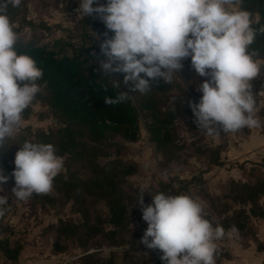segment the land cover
I'll return each instance as SVG.
<instances>
[{
	"label": "rangeland",
	"instance_id": "374dc122",
	"mask_svg": "<svg viewBox=\"0 0 264 264\" xmlns=\"http://www.w3.org/2000/svg\"><path fill=\"white\" fill-rule=\"evenodd\" d=\"M78 5L79 0H21L19 6L9 5L16 42L63 39L82 46L85 21L94 17H80ZM182 64L164 92L151 87L135 92L131 81L125 83L112 73L140 113L136 143L112 134L95 138L86 127L69 125L40 86L29 105L30 114L22 115L20 125L0 146V170L9 177L0 185V195L8 198L4 219L10 227L1 238L22 246L17 262L0 251V264H165L159 249L140 242L147 223L137 197L144 194L148 204L150 194L157 192L197 198L206 218L223 226L226 234L217 241L216 264H264V218L249 219L255 233L234 236L228 231L237 212H249L250 200L256 208H264V197L258 200L252 194L253 188L263 192L264 182V62L251 82L261 126L224 132L217 125L218 135L199 129L189 107V101H199L198 85L207 77L195 73L190 57ZM144 99L155 102L156 113L175 116V143L164 150L151 140L152 118L139 109ZM66 126L76 134L77 145L64 153L61 139L49 142L41 134ZM25 140L53 144L63 168L48 193H34L22 201L15 200L11 191L15 183L11 173L14 154ZM120 161L133 163L134 172L122 175ZM78 226L84 228L77 230Z\"/></svg>",
	"mask_w": 264,
	"mask_h": 264
},
{
	"label": "clouds",
	"instance_id": "9594fccd",
	"mask_svg": "<svg viewBox=\"0 0 264 264\" xmlns=\"http://www.w3.org/2000/svg\"><path fill=\"white\" fill-rule=\"evenodd\" d=\"M20 3L0 0V146L20 125L22 113L40 91L37 81L43 75L30 55L15 48L18 36L7 9ZM77 12L80 17L97 14L113 32L100 44L108 58L99 62L100 71L124 73V82L131 81L135 92L144 93L153 81L171 82L173 73L183 67L182 60L190 57L195 73L207 77L198 85L199 101H189L199 129L218 135L217 125L224 132L261 126L251 82L262 64L248 51L256 30L240 0H79ZM107 77L119 91L104 103H123L130 95ZM62 168L63 158L53 144L25 140L14 154L15 200L48 193ZM8 178L0 170V185ZM150 195L148 204L144 194L137 197L147 223L140 242L159 249L165 264H216L217 241L226 232L206 218L202 203L187 194ZM7 204L8 198L0 195V217ZM228 231L238 235L235 225Z\"/></svg>",
	"mask_w": 264,
	"mask_h": 264
},
{
	"label": "trees",
	"instance_id": "16d2710c",
	"mask_svg": "<svg viewBox=\"0 0 264 264\" xmlns=\"http://www.w3.org/2000/svg\"><path fill=\"white\" fill-rule=\"evenodd\" d=\"M251 9L252 7L249 8V11ZM92 21L93 18H88L85 21L83 40H86L87 26ZM15 48L18 53L30 55L36 61L37 66L42 69L43 75L37 83L41 87H45L53 108L64 122L69 125L86 127L95 138L100 139L107 134H112L124 142H138L140 139L139 111L132 104L130 98L123 103H104L106 97H115L119 89L113 88L109 82L110 79L99 72V68L91 60L90 49L84 45H73L63 39H56L45 44L33 41L16 42ZM115 74L123 80L124 75L121 72H115ZM167 85L160 79L153 81L150 87L158 92H164ZM139 109L152 118L149 123V132L156 147L159 150H164L173 145L176 139L173 123L175 116L171 113H156L157 105L152 100H142ZM29 114L30 107L28 106L22 115L26 117ZM41 135L49 142L56 138L61 139L64 142L62 146L64 153L69 152L77 145L76 134L70 126L57 128L48 134ZM119 165L120 172L124 176L134 172L133 163L120 161ZM261 188L263 192L254 190L255 188L252 190V194L258 200L264 197V182L260 183ZM249 202V212H237V216L235 219L233 218L238 233L243 235L255 233V229L249 224L251 217L264 218V208L261 206L256 208L251 200ZM121 220L123 221L122 218ZM82 228L84 226H78L76 229L81 230ZM9 229L4 216L0 217V251L7 260L17 262L22 246L11 242L8 238H1L3 233ZM64 231L69 232L70 230L64 228Z\"/></svg>",
	"mask_w": 264,
	"mask_h": 264
},
{
	"label": "crops",
	"instance_id": "0c3cea01",
	"mask_svg": "<svg viewBox=\"0 0 264 264\" xmlns=\"http://www.w3.org/2000/svg\"><path fill=\"white\" fill-rule=\"evenodd\" d=\"M236 7H239V5H236ZM240 7L242 10L247 11H249V8L252 7L249 13L250 19L253 17V24L251 26L256 30V36L252 44L249 46L248 51L255 53L253 56L254 60L258 59V63H263L264 32L260 31V29L264 28V0H240ZM257 20L258 22H256ZM261 222H264V220Z\"/></svg>",
	"mask_w": 264,
	"mask_h": 264
},
{
	"label": "built area",
	"instance_id": "2783aa9c",
	"mask_svg": "<svg viewBox=\"0 0 264 264\" xmlns=\"http://www.w3.org/2000/svg\"><path fill=\"white\" fill-rule=\"evenodd\" d=\"M98 2L105 3L104 0H98ZM93 17H94L93 21L87 26L86 40L84 43H82V45H84L86 48L91 50V54H92L91 60H93L96 66L99 67L100 61H106L108 59L101 52L100 44L103 42L104 39L112 35L113 32L106 28V26L104 25V23L101 21V19L97 14L94 13ZM104 74L110 76L112 80L116 79V77L113 76L112 73H104ZM64 264H67V262Z\"/></svg>",
	"mask_w": 264,
	"mask_h": 264
}]
</instances>
